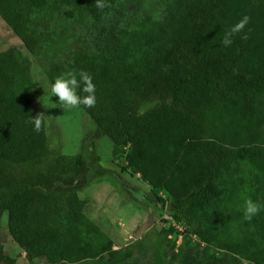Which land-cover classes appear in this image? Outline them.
<instances>
[{
    "label": "trees",
    "instance_id": "obj_1",
    "mask_svg": "<svg viewBox=\"0 0 264 264\" xmlns=\"http://www.w3.org/2000/svg\"><path fill=\"white\" fill-rule=\"evenodd\" d=\"M95 2L0 0V18L51 84L61 74L80 70L95 84V106L80 105L94 131L82 143L78 173L42 181L17 163L0 165V220L7 214L9 235L30 262L104 264V256L109 264L116 261L112 241L72 195L111 173L96 169L100 157L94 143L102 138L112 142V160L127 162L124 172L149 184L146 202L184 229L185 242L206 239L197 210L218 197V180L234 159L251 165L254 201L264 204V0H174L155 21L145 18L135 26L121 25V19L106 6L96 8ZM244 16L250 22L225 47V33ZM59 27L65 34L80 32L51 58L47 50L58 44L53 34ZM7 60L14 63L10 51L0 55L2 140L12 137L9 130L17 120L7 101L17 82L10 76L16 82L10 88L1 78ZM226 135L246 140L252 148L224 143ZM258 142L263 147L255 146ZM174 230L152 236L153 264H175L177 255L165 249ZM119 255L118 263L128 264L133 251ZM1 263L15 264L2 245Z\"/></svg>",
    "mask_w": 264,
    "mask_h": 264
},
{
    "label": "rangeland",
    "instance_id": "obj_2",
    "mask_svg": "<svg viewBox=\"0 0 264 264\" xmlns=\"http://www.w3.org/2000/svg\"><path fill=\"white\" fill-rule=\"evenodd\" d=\"M173 1L102 0L110 15L121 19V25L133 26L145 18L155 21L168 11ZM60 30L59 27L53 34L58 44L47 50L51 58L60 54L59 46L69 47L80 32L76 29L65 34ZM5 50L12 52L15 60L14 63L5 61L1 78L9 82L10 88L17 82V88L7 99L17 112V120L9 130L12 137L2 140L4 134L0 135V165L7 161L17 163L34 172L42 181H53L58 176L73 177L83 164L80 157L82 143L86 135L94 131L91 120L80 106L68 108L60 105L58 97L51 93V82L35 58L0 18V52ZM150 106L152 103L143 109ZM41 112L46 117L37 132L30 120ZM222 141L252 148L248 141L229 135ZM259 143L255 146L263 147ZM94 146L100 157L96 169L111 173L100 176L72 195L83 214L112 241V249L118 252L114 264H120L119 252L128 248L133 251L128 264H153L149 256L151 238L157 231L169 227L175 230L167 236L165 249L168 254L177 255L175 264H264V210L251 220L244 216L245 200L255 199L254 171L245 159L237 158L229 164L218 180V197L197 210L206 239L201 241L191 237L185 242L184 229L160 207L146 202L145 197L151 189L149 184L139 175H131L130 170L124 172L127 162L122 157L112 160V142L102 138ZM159 195L169 199L163 191ZM0 245L5 255L15 259V264L44 262L43 259L33 262L26 259L25 253L9 235L7 214L0 220ZM145 250L147 254H143ZM104 257L102 263H111L107 256Z\"/></svg>",
    "mask_w": 264,
    "mask_h": 264
},
{
    "label": "clouds",
    "instance_id": "obj_3",
    "mask_svg": "<svg viewBox=\"0 0 264 264\" xmlns=\"http://www.w3.org/2000/svg\"><path fill=\"white\" fill-rule=\"evenodd\" d=\"M106 5L102 0H96L95 7L103 9ZM250 22L248 16H244L238 23L229 29L225 33V36L221 43L228 47L233 43L232 37L236 33H240L245 29L246 25ZM243 38H247V35ZM79 77V78H77ZM80 92L86 95L81 96ZM51 93L54 97H58L60 105L68 108H77L80 105H84L87 108H92L96 104L95 96V84L93 83L92 76L84 70L79 72L71 71L65 74H61L55 78L54 83L51 86ZM46 115L41 112L31 117L30 122L34 125V130L39 132L44 123ZM261 210H264V205H261L251 198L245 200L244 216L246 219L251 220Z\"/></svg>",
    "mask_w": 264,
    "mask_h": 264
},
{
    "label": "crops",
    "instance_id": "obj_4",
    "mask_svg": "<svg viewBox=\"0 0 264 264\" xmlns=\"http://www.w3.org/2000/svg\"><path fill=\"white\" fill-rule=\"evenodd\" d=\"M8 51H9V50L2 51V52H0V55L6 53V52H8Z\"/></svg>",
    "mask_w": 264,
    "mask_h": 264
}]
</instances>
